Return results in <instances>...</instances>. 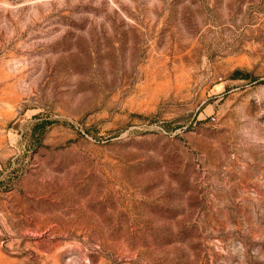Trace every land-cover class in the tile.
Listing matches in <instances>:
<instances>
[{
    "label": "rangeland",
    "instance_id": "rangeland-1",
    "mask_svg": "<svg viewBox=\"0 0 264 264\" xmlns=\"http://www.w3.org/2000/svg\"><path fill=\"white\" fill-rule=\"evenodd\" d=\"M0 264H264V0H0Z\"/></svg>",
    "mask_w": 264,
    "mask_h": 264
},
{
    "label": "trees",
    "instance_id": "trees-1",
    "mask_svg": "<svg viewBox=\"0 0 264 264\" xmlns=\"http://www.w3.org/2000/svg\"><path fill=\"white\" fill-rule=\"evenodd\" d=\"M242 75L241 71L239 70H236L234 72V76L238 77ZM49 121L48 120H42L41 122H37L35 124V127L33 128V131H32V135L34 134L35 135V132L38 130V142L37 143H40V141H42V136H43V133L47 127V125H49Z\"/></svg>",
    "mask_w": 264,
    "mask_h": 264
}]
</instances>
